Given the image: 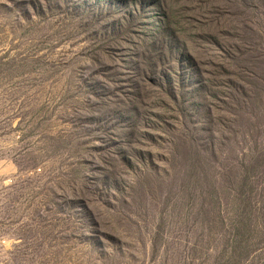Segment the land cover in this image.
Wrapping results in <instances>:
<instances>
[{
    "label": "rangeland",
    "instance_id": "1",
    "mask_svg": "<svg viewBox=\"0 0 264 264\" xmlns=\"http://www.w3.org/2000/svg\"><path fill=\"white\" fill-rule=\"evenodd\" d=\"M0 264H264V0H0Z\"/></svg>",
    "mask_w": 264,
    "mask_h": 264
}]
</instances>
